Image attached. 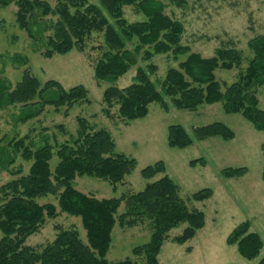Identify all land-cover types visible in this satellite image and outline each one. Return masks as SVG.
I'll return each mask as SVG.
<instances>
[{"label": "trees", "instance_id": "1", "mask_svg": "<svg viewBox=\"0 0 264 264\" xmlns=\"http://www.w3.org/2000/svg\"><path fill=\"white\" fill-rule=\"evenodd\" d=\"M180 7L183 0H169ZM16 7L15 21L31 41L32 47H42V56H64L73 50L83 52L85 42L97 34L102 38L101 56L94 66L97 83L112 85L136 68L132 84L119 89L108 87L102 95L104 113L117 107V119L128 123L142 120L149 106L159 104L165 111L194 112L202 106L221 104L228 115H240L257 132H264V110L260 109L258 93L264 87V36L247 43L251 58L242 69L244 58L234 48L216 49L211 58L191 53L181 44L184 28L181 23L165 15V5L158 0H99L93 5L87 0H56L54 7L42 0H0V7ZM124 7H132L143 21L129 23L124 18ZM48 19L45 21L44 19ZM47 32V35L44 34ZM172 55L177 61L185 59L177 68L166 71L155 84L151 78L158 72L152 63L157 56ZM25 60H22V63ZM146 63L145 67L138 66ZM21 63V61H19ZM238 70V78L231 85L222 86L216 73ZM88 92L82 87L64 90L58 83L43 85L29 75L11 88L0 80V109L19 108L16 123L26 124L40 117L45 108H65L70 111L77 104L88 103ZM68 114V113H67ZM77 132L72 142L55 149L48 144L32 150L26 139L12 140L5 146L0 140V171L12 179L0 188V264H135L131 260L110 263L106 260L111 236L116 225L133 228L147 220L151 225L149 242L133 249L132 255L144 258L143 264H158V255L168 234L180 225H186L182 234L172 240L184 245L204 227V215L190 210L179 197L178 186L167 176L162 162L143 169L141 177L156 182L147 184L136 194L119 199L97 200L74 188L76 178H93L108 183L115 191L136 168V161L115 153L111 134L96 129L83 118H76ZM197 141L220 138L229 142L234 134L226 126L214 123L193 129ZM193 144L181 126H170L167 146L183 150ZM264 160V144L261 146ZM17 157L29 163L26 174L18 167ZM57 164L51 169V161ZM204 166L203 159L190 162V166ZM247 169H224L225 179L241 178ZM264 179V166L262 170ZM212 196L209 189L192 195L188 202L201 203ZM47 197L56 198V205H40ZM124 203V213L118 214ZM80 220L85 233L81 240L75 229H58L54 241L41 251L26 246V241L60 215ZM228 246H235L245 260L257 258L263 248L261 238L250 232L244 222L227 237ZM264 264V257L258 262Z\"/></svg>", "mask_w": 264, "mask_h": 264}, {"label": "rangeland", "instance_id": "2", "mask_svg": "<svg viewBox=\"0 0 264 264\" xmlns=\"http://www.w3.org/2000/svg\"><path fill=\"white\" fill-rule=\"evenodd\" d=\"M42 1L51 7L56 4V0ZM158 1L165 5L166 16L183 25L182 46L203 58H211L219 48H234L243 55L244 69L251 58L248 41L264 36V0H183L180 7L169 0ZM87 2L99 4V0ZM123 12L129 23L144 20L132 7H124ZM15 13L16 7L12 4L0 7V80L13 88L21 80L22 74L27 72L41 85L54 81L64 90L82 86L88 92V103L77 104L68 112L65 108L47 107L40 117L26 124L15 122L19 108L0 109V140L3 145L25 138L26 145L32 150L45 144L55 149L72 142L78 129L76 118H83L89 126L107 130L114 141L115 153L135 160L137 165L124 183L116 186L115 191L106 182L82 177L74 181V188L78 192L97 200L119 199L139 193L147 184L162 177L159 175L146 181L141 177V171L162 162L165 176L178 186L179 197L187 200V207L203 213L204 227L184 245H177L172 240L182 234L185 224L168 234V240L158 255V264H258L264 257V160L261 153L264 132L254 130L240 115L226 114L221 104L202 106L194 112L177 111L172 107L165 111L159 104H152L146 118L126 126L117 119V107L109 110V116L104 113L106 106L102 102V95L108 87L123 89L131 85L136 68L130 69L112 85L97 83L94 66L101 56V36L93 34L85 42L83 52L73 50L67 55L46 59L42 56L43 48L34 49L26 34L18 29ZM184 59L183 56L176 61L172 55L155 57L152 63L158 72L151 78L152 82L159 83L168 69L177 68ZM22 60L25 61L22 63ZM138 66L145 67L146 63L139 62ZM238 74V70L221 71L216 73V79L222 86H228L237 80ZM258 102L260 109L264 110V87L258 93ZM214 123L226 126L233 132L234 138L229 142L220 138L200 142L194 138L193 129ZM170 126H181L193 144L183 150L170 149L167 146ZM199 159L205 161L204 166L189 165ZM57 162L54 157L51 169ZM29 166V163L17 157L13 169L16 171L20 167L26 174ZM242 167L247 169V173L241 178L225 179L222 176L224 169ZM11 179L10 174L0 171V188ZM205 189L211 190L210 199L201 203L188 202L192 195ZM38 203L56 205V198L47 197ZM124 211L122 203L117 215ZM244 222L249 223L250 232L257 234L263 243L259 256L253 260L243 259L235 246L226 243L229 234ZM58 229H75L81 240L85 241L80 220L63 214L54 220H47L36 235L27 239L26 246L41 251L54 241ZM151 232L147 220L133 228L116 225L106 260L118 263L128 259L135 264H143L142 255L136 258L132 251L146 245Z\"/></svg>", "mask_w": 264, "mask_h": 264}]
</instances>
